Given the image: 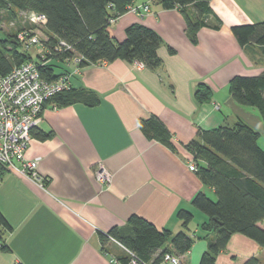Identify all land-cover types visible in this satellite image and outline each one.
<instances>
[{
	"label": "crops",
	"instance_id": "crops-1",
	"mask_svg": "<svg viewBox=\"0 0 264 264\" xmlns=\"http://www.w3.org/2000/svg\"><path fill=\"white\" fill-rule=\"evenodd\" d=\"M145 5L151 8L149 14L128 12L109 32L122 42L132 25L152 29L163 41L158 50L163 68L157 72L118 60L75 74L74 62L59 69L70 76L73 89L96 94L100 104L44 108L38 128L53 137L32 139L26 154L28 160L39 159L44 186L4 168L0 211L13 230L5 235L8 251L0 247V264H112V258L120 260L126 252L113 240L103 248L100 234L113 228L129 231L132 216L177 234L183 230L178 212L187 210L194 214L189 234L203 235L208 217L192 202L199 193L215 199V192L191 171L194 161L186 146L199 131L234 125L237 118L226 107L231 80L264 72L263 47H242L232 32L234 26L264 22V0H212L221 25L202 28L196 44L180 10H164L153 0L133 3ZM188 12L195 15L192 7ZM215 16L208 19L211 26L217 25ZM200 84L213 91L210 103H196L194 92ZM153 116L170 132L175 150L139 129L140 120ZM100 166L112 176L109 185L96 179ZM259 227L264 230V221ZM207 248L206 240H197L181 264H200ZM253 257L264 264V249L236 234L217 264H245Z\"/></svg>",
	"mask_w": 264,
	"mask_h": 264
},
{
	"label": "trees",
	"instance_id": "trees-1",
	"mask_svg": "<svg viewBox=\"0 0 264 264\" xmlns=\"http://www.w3.org/2000/svg\"><path fill=\"white\" fill-rule=\"evenodd\" d=\"M135 0H0V10L22 13L36 12L47 18L44 35L45 44L52 51L53 60L41 68V76L53 82L67 74L58 73L59 69L74 59H81L79 68L103 62L118 60L138 62L144 67L161 71L163 62L158 50L163 44L161 37L152 29L142 25H132L126 30L124 41L111 36L109 28L123 15ZM164 10H180L187 23V34L192 43H197L198 32L205 27L219 29V20L212 8V0H153ZM195 15L191 16L188 8ZM217 18V25L211 26L209 17ZM233 35L242 47L258 45L264 49V22L253 25H239L232 28ZM20 33V32H19ZM13 33L0 42V78L8 76L16 67L33 60ZM70 49L55 51L60 43ZM231 98L242 108L258 111L264 124V72L257 77L238 76L229 85ZM196 103H210L213 91L200 84L194 92ZM76 104L97 107L100 98L85 90H65L44 106L52 105L62 109ZM234 125L225 124L210 131H199L197 139L186 146L187 152L197 164V175L204 185L215 192V199L205 193L194 198L193 208L204 213L208 221L202 225V236L192 237L189 225L194 214L187 210L178 212L183 230L177 234L169 230H159L147 220L132 216L129 231L113 228L100 234L103 248L114 240L135 254L139 261L147 264H161L166 255L183 260L193 249L197 240H206L207 251L200 264H217L218 256L224 252L233 235H243L255 241L264 249V230L259 223L264 221V147L260 145L262 133L237 116ZM139 129L150 139H155L175 150L173 139L165 125L155 116L139 121ZM53 133H45L39 128L32 131V138L47 141ZM5 171L0 166V176ZM45 184L47 182H44ZM13 228L0 211V247L8 251L5 235ZM107 253V252H106ZM128 264L126 254L119 260ZM245 264H260L253 257Z\"/></svg>",
	"mask_w": 264,
	"mask_h": 264
},
{
	"label": "built area",
	"instance_id": "built-area-1",
	"mask_svg": "<svg viewBox=\"0 0 264 264\" xmlns=\"http://www.w3.org/2000/svg\"><path fill=\"white\" fill-rule=\"evenodd\" d=\"M128 12L145 16L151 12V8L147 5L131 6ZM25 18L40 29H44L47 24V18L36 12L25 13ZM18 40L26 51H34L33 60L16 67L8 76L0 78V166L44 186L45 180L38 173L39 159L28 160L26 154L33 139L32 131L43 122L46 102L70 89V76H62L53 82L43 79L40 70L53 60L52 51L32 30L21 31ZM63 49L69 50L70 47L62 42L55 51L62 52ZM80 61L81 59L71 61L77 65L74 74L80 71L78 66ZM138 64L143 66L141 63ZM216 109L219 110L220 107L216 106ZM190 169L197 171L194 162L190 164ZM95 176L104 185L111 183L112 176L103 166L96 170ZM122 248L130 257L128 264H147L139 261L130 250ZM110 261L112 264H122L116 258ZM163 262L181 264L180 258L171 255H166Z\"/></svg>",
	"mask_w": 264,
	"mask_h": 264
},
{
	"label": "rangeland",
	"instance_id": "rangeland-1",
	"mask_svg": "<svg viewBox=\"0 0 264 264\" xmlns=\"http://www.w3.org/2000/svg\"><path fill=\"white\" fill-rule=\"evenodd\" d=\"M23 30H32L39 36L40 39H42L43 41L46 40L44 30L38 28V26L30 24L25 18V13L18 11H13L12 13L0 10V42L7 39L11 34L19 33ZM32 52L34 51L32 50ZM32 52L29 53L32 54ZM249 109L254 111L258 115L257 110H254L252 108ZM262 134L263 135L259 142L260 145L264 147V132Z\"/></svg>",
	"mask_w": 264,
	"mask_h": 264
},
{
	"label": "water",
	"instance_id": "water-1",
	"mask_svg": "<svg viewBox=\"0 0 264 264\" xmlns=\"http://www.w3.org/2000/svg\"><path fill=\"white\" fill-rule=\"evenodd\" d=\"M226 107H228L235 116L244 121L246 124L260 132H264V124L260 118L246 112L242 107L235 103L233 98H230V100L226 103Z\"/></svg>",
	"mask_w": 264,
	"mask_h": 264
}]
</instances>
